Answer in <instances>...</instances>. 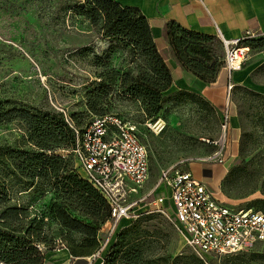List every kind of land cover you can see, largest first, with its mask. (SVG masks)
<instances>
[{
	"label": "rangeland",
	"instance_id": "1",
	"mask_svg": "<svg viewBox=\"0 0 264 264\" xmlns=\"http://www.w3.org/2000/svg\"><path fill=\"white\" fill-rule=\"evenodd\" d=\"M81 2L0 0V111L62 108L82 123L90 120L83 105L86 91L95 86L102 74H113L117 80L130 62V55L120 42L101 38L88 20L72 13L71 6ZM214 36L223 58L224 48ZM259 58L264 59V49H252L248 61ZM223 68L222 60L220 70ZM256 77L264 82V70ZM223 85L218 99L209 101L211 107L171 99L153 117L147 116L137 101L112 87L105 109L134 124L147 144L151 164L149 185L163 167L181 164L189 169L204 164L217 175L215 180L204 182L227 205L264 208L255 203L264 200L263 108L244 96L241 89L233 88L229 115L241 112L242 123L238 140L231 142L229 120L225 132L221 122L227 105V81ZM5 146L32 149L17 122L0 124V147ZM53 154L60 153L55 150ZM71 162L75 165L72 158ZM231 169L235 170L228 175ZM19 197L24 204L33 203L31 212L45 213L53 194L27 192ZM143 225L149 231L160 232L159 237H151L148 264H195V255L181 243L167 219L155 217ZM60 245L50 241L41 248L44 252ZM43 264L54 263L43 256ZM210 264H264V245L213 259Z\"/></svg>",
	"mask_w": 264,
	"mask_h": 264
},
{
	"label": "trees",
	"instance_id": "2",
	"mask_svg": "<svg viewBox=\"0 0 264 264\" xmlns=\"http://www.w3.org/2000/svg\"><path fill=\"white\" fill-rule=\"evenodd\" d=\"M71 11L88 20L101 38L120 42L130 55V62L117 80L113 74H102L95 86L86 91L83 105L90 120L112 114L105 109L112 87L137 101L149 117L156 116L171 99L211 107L207 99L190 90L165 94L172 85V75L156 47L148 19L138 7L123 6L117 0H83L72 5ZM164 33L173 57L184 71L206 84L216 80L223 58L214 35L189 30L175 21L165 23ZM243 43L251 50H263L264 35ZM263 70L264 63L251 72V79L260 82L256 75ZM233 88L241 89L250 101L262 106L264 113L263 93L242 85ZM237 116L241 125V112ZM70 117L78 128L90 121L82 123ZM11 122H17L24 130L32 149L0 147V264H43L41 245L56 239L73 258L90 257L99 247V228L109 217V207L76 171L71 162L72 158L75 163L72 153L53 154L55 150L73 146L72 128L62 113L51 107L0 111V124ZM27 192L53 194L45 213L31 212L33 203L22 202L19 196ZM255 203L264 205V200ZM254 207L264 212V208ZM155 217L162 216L142 215L122 227L102 264H148L151 237H159L160 232L149 231L143 222ZM194 262L204 264L197 256Z\"/></svg>",
	"mask_w": 264,
	"mask_h": 264
},
{
	"label": "built area",
	"instance_id": "3",
	"mask_svg": "<svg viewBox=\"0 0 264 264\" xmlns=\"http://www.w3.org/2000/svg\"><path fill=\"white\" fill-rule=\"evenodd\" d=\"M216 36L224 48V68L229 73L239 70L251 52L241 42L254 37V33L228 39L218 31ZM233 86L228 81L227 105L221 118L223 132L230 116L228 102ZM58 110L72 128L75 140L72 147L57 151L60 155L73 154L81 176L109 207V217L99 228V247L89 257L91 260L102 256L123 223L151 213L171 222L181 243L204 264L264 245V212L254 206L227 205L183 165L161 168L149 185V150L134 124L106 114L78 128L66 110ZM54 242L60 243L59 239Z\"/></svg>",
	"mask_w": 264,
	"mask_h": 264
},
{
	"label": "crops",
	"instance_id": "4",
	"mask_svg": "<svg viewBox=\"0 0 264 264\" xmlns=\"http://www.w3.org/2000/svg\"><path fill=\"white\" fill-rule=\"evenodd\" d=\"M117 1L123 6L138 7L148 19L156 47L164 57L172 75L169 91L190 90L202 95L210 102H215L224 87V82L230 81L233 85L246 86L264 94V82H254L251 79V72L264 63L263 58L254 61L247 59L239 70L231 73L223 68L224 70L219 71L214 82L206 84L179 66L170 51L168 39L164 33L165 23L175 21L184 28L203 34L216 35L219 31L225 38L234 39L241 38L246 32H250L254 33L252 38H257L264 35V0ZM243 41L242 44H244ZM229 127L228 139L235 142L239 138V121L234 112L230 113ZM189 170L196 178L203 181L204 179L213 181L217 177L214 171L204 164H198L195 168L192 165ZM217 198L220 199L218 196ZM114 240L115 237L107 243L102 256L95 260L89 257L73 258L64 245H60L57 249H46L43 256L54 264H78L79 261L81 264H102Z\"/></svg>",
	"mask_w": 264,
	"mask_h": 264
}]
</instances>
